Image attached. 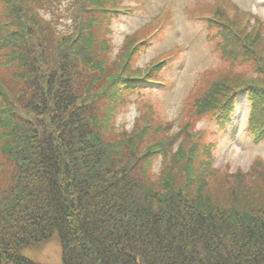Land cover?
Here are the masks:
<instances>
[{
    "label": "trees",
    "instance_id": "trees-1",
    "mask_svg": "<svg viewBox=\"0 0 264 264\" xmlns=\"http://www.w3.org/2000/svg\"><path fill=\"white\" fill-rule=\"evenodd\" d=\"M130 1L0 0V264H41L23 250L54 239L63 264H264V160L215 167L196 130L225 128L246 93L264 141L263 20L230 0L193 15L223 67L165 120L146 97L165 65L136 59L169 12L114 53L110 19Z\"/></svg>",
    "mask_w": 264,
    "mask_h": 264
},
{
    "label": "rangeland",
    "instance_id": "rangeland-1",
    "mask_svg": "<svg viewBox=\"0 0 264 264\" xmlns=\"http://www.w3.org/2000/svg\"><path fill=\"white\" fill-rule=\"evenodd\" d=\"M220 0H137L129 2L136 6L134 13L124 14L110 19L114 41V53L123 48L128 36L143 31L156 15L164 9L169 12V21H165L160 32L152 38L145 51H142L136 63L143 67L152 59L166 52L179 51L166 69L167 79L171 84L166 87L153 85L154 92L149 99L157 103L158 111L165 120H170L178 114L182 101L200 81L204 84L213 80L214 74L223 67L222 61L213 51V45L207 40L209 30L205 21L197 16L199 12L211 9ZM240 11L249 12L264 20V0H230ZM62 13H67L68 2L60 6ZM51 16V15H50ZM60 18L58 22L65 21ZM264 22V21H263ZM61 28V26H60ZM151 28L148 30L150 31ZM219 68V69H218ZM214 73V74H213ZM138 105L132 102L119 112L117 123H126L129 128L138 114ZM235 113L230 123L223 129L214 122L201 121L197 131L210 132L216 141L214 149L215 167L229 164L230 170L247 169L256 159L264 160V142H254L247 133V117L249 103L247 95L241 94L235 105ZM160 166L157 164L156 167ZM23 255L41 264H63L62 249L58 239L42 244L37 248L23 250Z\"/></svg>",
    "mask_w": 264,
    "mask_h": 264
}]
</instances>
